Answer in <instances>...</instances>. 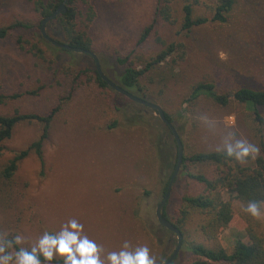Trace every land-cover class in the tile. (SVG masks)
Returning a JSON list of instances; mask_svg holds the SVG:
<instances>
[{
  "label": "rangeland",
  "instance_id": "1",
  "mask_svg": "<svg viewBox=\"0 0 264 264\" xmlns=\"http://www.w3.org/2000/svg\"><path fill=\"white\" fill-rule=\"evenodd\" d=\"M33 1L0 0V27L17 20L34 22ZM88 1L95 11L88 29L92 52L111 81L123 66L140 69L170 43H183V59L179 61L173 55L167 64L147 73L141 85L144 98L172 117L184 143V156L226 151L224 141L234 133L236 139L260 148L255 158H235L236 164L252 165L257 157L264 158V107L257 109L263 119L260 132L253 111L244 105L231 101L222 107L206 97L189 101L191 89L198 82L211 83L220 93L242 86L264 90V0H235L226 24L209 23L186 35L180 34L182 1L176 0L173 22L155 21L153 31L140 46L136 43L155 18L157 0ZM200 1L197 13L210 17L213 0ZM57 31L54 26L48 28L50 36L60 39ZM19 36L31 40L33 34L13 30L0 40V92L22 94L0 113L17 110L48 114L57 107L59 111L42 148L43 169L36 157L29 155L7 184L9 194L0 197V228L21 235L20 246L31 248L44 232L58 233L75 219L83 225L82 235L102 247L105 264L108 253L124 250L125 242L130 251L147 246L155 264H162L174 250L177 238L162 229L155 216L166 177H161L156 166L151 140L153 133L165 140L169 136L157 114L135 106L112 89L113 93L88 82L92 74L74 82V69L95 68L89 55L53 51L58 68H62L55 72L57 66L49 70L42 60L19 48L15 42ZM118 58L126 64L118 65ZM137 116L141 118L135 123ZM114 121L117 125L108 130ZM39 131L36 123L18 124L12 138L4 143L6 151L0 161L11 158V151L25 149ZM188 171L207 177L218 174L211 165H189ZM202 190L203 186L189 179L181 165L164 206L167 219L176 222L183 194L196 195ZM222 199L232 207L230 225L221 230L216 242L206 240L199 231L203 216L192 213L184 226L188 242L207 247L218 244L231 253L237 239L247 241L249 225L264 237V215L256 218L242 211L245 205L238 204L226 190ZM190 259V253L181 246L173 262L184 264Z\"/></svg>",
  "mask_w": 264,
  "mask_h": 264
},
{
  "label": "trees",
  "instance_id": "2",
  "mask_svg": "<svg viewBox=\"0 0 264 264\" xmlns=\"http://www.w3.org/2000/svg\"><path fill=\"white\" fill-rule=\"evenodd\" d=\"M175 1L176 0H157L155 18L152 23L144 28L136 46H140L146 42L154 29L155 21L173 22V4ZM181 1L180 34L185 35L189 34L193 29L209 23L226 24L235 4V0H213V4L210 7L211 16L206 17L196 11V7L201 4L200 0ZM63 2L64 0L33 1V10L36 15V20L34 22L17 20L8 26L0 27V40H4L9 32L13 30L32 31L33 36L31 40H24L19 36L16 38V45L21 49H26L34 57L42 60L45 65H47V68L52 70L53 66H57L58 63L57 56L53 55V51H62L69 55H73V52L56 48L44 40L40 34V25L43 19L53 14ZM65 6V13L60 14L53 21L46 24L45 29L47 36L56 42L92 52V43L88 37V29L95 18L93 6L88 0H67ZM51 26L56 27L60 39L50 36L48 28ZM183 50V43L179 41L170 43L156 55L149 58L140 69L130 64L125 65L126 62L120 61L118 58L116 59L117 64L125 66L116 74V78H114L115 81L113 82L137 97L145 99V91L141 85V80L147 73L155 70L161 65L167 64L168 59L173 58V55H176L179 61L182 60L184 57ZM173 63L175 64V61H173ZM63 68H69L71 70V67L63 66ZM61 69L62 68L59 69L57 66L55 72ZM71 73H73L72 80H74V82L82 76L92 74L88 82L91 80V82L96 84L99 88L109 90L113 93L111 88L99 77L95 68L92 71L89 69H74ZM26 94L35 93L28 92ZM21 96L22 94L18 93L7 94L0 92V109L6 107L10 102L17 100ZM200 97H206L222 107L227 106L231 101L244 105L246 108L253 111L254 120L260 125L259 131H262L263 119L257 109L264 107V90L242 86L232 92L227 91L220 93L215 89L213 84L198 82L194 84L191 89L189 101L197 100ZM132 103L135 104V106H139L134 102ZM115 110L118 111L117 107H115ZM58 111L59 107L52 109L48 114L21 113L17 110L14 111L13 114L0 113V159L6 151L4 143L12 138L14 129L18 124L36 123L40 126L39 136L25 149L11 151V158L4 163L0 161L1 199L4 198L5 194H9L7 184L12 181L19 164L29 155L33 154L39 161L41 169H43L42 148L45 141L48 139L51 123ZM165 116L170 123L173 122L169 114L165 113ZM140 118V116H137L134 122L138 123ZM160 123L165 127L169 135L168 140L170 141L163 139V136L157 135V133H153L151 143L154 150L153 156L159 173L161 177H163V175L166 177L163 190L164 196L167 184L176 164L177 148L171 131L161 121ZM116 125L117 123L115 121L113 123L111 122L110 125L107 126V129L112 130ZM181 142L184 147L182 139ZM173 148H175L174 155L172 153ZM235 162V157H228L226 151L200 152L183 155V172H186V176L189 179L203 186L201 193L196 195L183 194L180 197L177 207V219L175 223H172L183 236V249L191 255V259L184 264H264V237L257 232L252 225L246 228L247 241L237 239L234 242L231 253L226 252V250L218 244L214 247H207L201 243L188 242L185 238L184 226L192 213L203 216V221L199 225V231L206 240L216 242L217 236L221 230L226 229L230 225L233 219V211L231 204L224 202L222 199V191L224 190L245 206L250 201H264V158L259 156L253 161L252 165L246 166L236 164ZM189 165L215 166L218 170V174L216 177H207L203 174L191 173L188 171ZM163 217L167 219L164 209ZM160 227L164 229L162 226ZM164 230L171 234L168 230ZM14 236H16L15 233H5L0 228V237L11 239ZM173 246L175 249L177 241ZM24 248L31 249L30 247ZM18 250L19 249H17V251ZM40 259L41 264H49L43 257H40ZM51 264H63V258L56 256ZM171 264H174V262Z\"/></svg>",
  "mask_w": 264,
  "mask_h": 264
},
{
  "label": "clouds",
  "instance_id": "3",
  "mask_svg": "<svg viewBox=\"0 0 264 264\" xmlns=\"http://www.w3.org/2000/svg\"><path fill=\"white\" fill-rule=\"evenodd\" d=\"M224 149L228 157H235L238 161L249 156L255 158L260 153L258 146L236 139L234 133L225 139ZM241 210L258 218L264 215V201H250ZM82 233L83 225L72 219L58 233L44 232L30 250L20 247L23 243L21 235L11 239L0 237V264H41L40 257L51 264L56 256L63 258V264H105L101 259L102 247ZM128 249L129 244L125 242L124 250L108 253L107 264H155L156 259L147 246L138 247L135 251Z\"/></svg>",
  "mask_w": 264,
  "mask_h": 264
},
{
  "label": "water",
  "instance_id": "4",
  "mask_svg": "<svg viewBox=\"0 0 264 264\" xmlns=\"http://www.w3.org/2000/svg\"><path fill=\"white\" fill-rule=\"evenodd\" d=\"M66 2H67V0H64V2L61 5H59V7L54 11L53 14H51L49 17L43 19V21L41 22L40 34L43 37V39L46 40L47 42H49L52 46H54L56 48L63 49L66 51H70L73 53L89 55L95 63V69H96L97 74L112 90H114L116 93L124 96L129 101L134 102L138 105L144 106V107L154 111L157 114L160 121L171 131L172 137L174 139V142H175V145L177 148V160H176V164H175L174 170L172 172V175H171L169 182L167 184L165 194H164L162 200L158 203L156 210H155V216H156V219L158 221V224L160 226H162L164 229L171 232L177 238L176 248L171 253V255L168 257V259L162 263V264H171L174 261V259L176 258L179 250L181 249L183 236H182L181 232L176 227H174V225L170 221H168L166 218L163 217V209H164V206H165V204H166V202L170 196L172 184H173V182H174V180H175V178H176V176L180 170V167L182 165L183 145H182L181 139H180L175 127L173 126V124L167 120L165 113L161 109L160 106H158L154 103H151L145 99L137 97L136 95L126 91L125 89L121 88L120 86L115 84L113 81H111L109 78H107L103 74L101 67H100L99 60L93 52H91L89 50L82 49V48H75V47H71L67 44L56 42L47 36L46 29H45L46 24L48 22L53 21L60 14L65 13Z\"/></svg>",
  "mask_w": 264,
  "mask_h": 264
}]
</instances>
